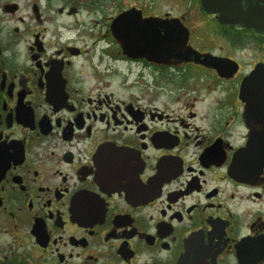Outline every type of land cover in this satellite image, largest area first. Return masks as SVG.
<instances>
[{"label": "flooded vegetation", "instance_id": "1", "mask_svg": "<svg viewBox=\"0 0 264 264\" xmlns=\"http://www.w3.org/2000/svg\"><path fill=\"white\" fill-rule=\"evenodd\" d=\"M220 9L0 0V264H264V31Z\"/></svg>", "mask_w": 264, "mask_h": 264}, {"label": "water", "instance_id": "2", "mask_svg": "<svg viewBox=\"0 0 264 264\" xmlns=\"http://www.w3.org/2000/svg\"><path fill=\"white\" fill-rule=\"evenodd\" d=\"M219 2L221 3L220 13L224 18L231 20L233 23H242L246 26L252 25L255 28L260 24L263 26L264 31V0H219ZM259 72L257 70L251 74L249 81L255 76H260Z\"/></svg>", "mask_w": 264, "mask_h": 264}]
</instances>
